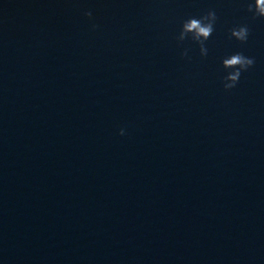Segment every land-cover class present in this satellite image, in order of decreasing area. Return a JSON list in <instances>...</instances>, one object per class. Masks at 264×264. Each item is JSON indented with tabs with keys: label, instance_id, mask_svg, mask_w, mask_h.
I'll return each mask as SVG.
<instances>
[{
	"label": "water",
	"instance_id": "1",
	"mask_svg": "<svg viewBox=\"0 0 264 264\" xmlns=\"http://www.w3.org/2000/svg\"><path fill=\"white\" fill-rule=\"evenodd\" d=\"M251 2L120 0L0 74V264H264ZM209 10L202 57L176 37ZM243 24L245 44L230 38ZM235 52L255 64L226 92Z\"/></svg>",
	"mask_w": 264,
	"mask_h": 264
},
{
	"label": "clouds",
	"instance_id": "2",
	"mask_svg": "<svg viewBox=\"0 0 264 264\" xmlns=\"http://www.w3.org/2000/svg\"><path fill=\"white\" fill-rule=\"evenodd\" d=\"M247 11L252 14L253 19H264V0H252L247 6ZM84 15L91 20L93 14L91 11H85ZM216 21L217 15L214 10H209L200 17H190L182 22L176 39L179 42L191 39L192 42L199 45L200 55L206 57L208 54L206 41L212 36ZM91 27L95 30L98 25L93 23ZM249 35L250 29L246 24L230 29V38L235 39L241 44L247 43ZM182 56H187V50L182 53ZM254 64L255 59L244 55L243 52H235L224 57L221 62L225 72V75L222 77L224 90L227 92L234 89L239 83L242 74L251 69ZM119 134L121 136L125 135V129L121 128Z\"/></svg>",
	"mask_w": 264,
	"mask_h": 264
}]
</instances>
